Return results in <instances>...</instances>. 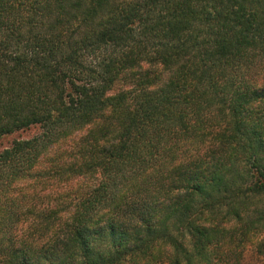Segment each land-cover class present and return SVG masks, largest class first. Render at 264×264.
I'll return each mask as SVG.
<instances>
[{
	"label": "trees",
	"instance_id": "trees-1",
	"mask_svg": "<svg viewBox=\"0 0 264 264\" xmlns=\"http://www.w3.org/2000/svg\"><path fill=\"white\" fill-rule=\"evenodd\" d=\"M0 264H241L264 234V0H0Z\"/></svg>",
	"mask_w": 264,
	"mask_h": 264
},
{
	"label": "rangeland",
	"instance_id": "rangeland-1",
	"mask_svg": "<svg viewBox=\"0 0 264 264\" xmlns=\"http://www.w3.org/2000/svg\"><path fill=\"white\" fill-rule=\"evenodd\" d=\"M35 129L24 130L7 135L0 139V151L9 146L14 139L30 137L35 134ZM243 261L241 264H264V234L257 238L253 237L242 251Z\"/></svg>",
	"mask_w": 264,
	"mask_h": 264
}]
</instances>
